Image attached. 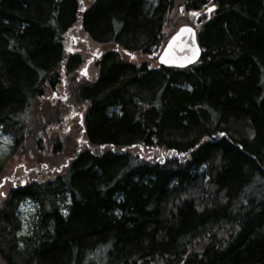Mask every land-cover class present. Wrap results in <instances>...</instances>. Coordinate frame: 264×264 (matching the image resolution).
I'll list each match as a JSON object with an SVG mask.
<instances>
[{"label": "trees", "instance_id": "trees-1", "mask_svg": "<svg viewBox=\"0 0 264 264\" xmlns=\"http://www.w3.org/2000/svg\"><path fill=\"white\" fill-rule=\"evenodd\" d=\"M181 24L195 63L124 54ZM0 132L39 176L0 197L3 264H264V0H0Z\"/></svg>", "mask_w": 264, "mask_h": 264}, {"label": "rangeland", "instance_id": "rangeland-1", "mask_svg": "<svg viewBox=\"0 0 264 264\" xmlns=\"http://www.w3.org/2000/svg\"><path fill=\"white\" fill-rule=\"evenodd\" d=\"M210 12H207V13H210ZM168 31L169 29H167V32ZM75 35L76 34L74 33L72 36L76 38ZM82 42H83V45L79 47V50L85 47V51L90 52V53L85 57L86 60L84 64L81 66L80 72L84 77H89L92 71V67H93L91 59L103 53L107 47L98 46L91 42H87V40H85L84 38L82 39ZM74 47L75 49L78 47L76 46V42H75ZM113 48L116 50L118 49L117 47H113ZM126 56L129 60H134L137 63L147 61L148 65L151 67L157 65L156 55L147 56L143 54H135V55L130 56L127 54ZM54 94L58 95L57 91ZM79 115L80 114L77 113L75 116H73V118L69 122L64 123L65 127L64 125L62 127V131L60 132L61 137L65 136V138L66 137L69 138V140L67 139L68 141L66 145L67 147L65 148L63 147V151H62L63 155L59 158L53 153H49V152H47L46 154L44 153L45 158L44 157L43 158L46 159V167H48V170L58 168L60 167V165L63 164V161L66 157V153H65L66 150L67 151L72 150L73 149L72 146H77V142L79 144H82L80 140H78L81 137L79 133L80 131L78 128V124H79L78 120L80 118ZM10 147H12V137L7 133L0 132V163L3 164V171H2V174L0 175V193H2V191L6 193L7 191L6 189L10 187L9 182L6 179H4L5 177L18 176V175H21L25 170L37 168L35 163L32 161V158L26 159L25 156H21L19 153H11ZM47 148H49V146ZM47 158H52V159L49 160ZM35 176H37V173L35 169H33L29 173V175L26 177V179L27 180L33 179ZM38 177L39 176H37V178ZM0 197L2 196L0 195ZM34 212H35L34 204L29 200H25L19 205L18 213L21 217V222H22L21 223L22 228L20 230V233H25L27 231L26 229L28 227V220ZM0 264H3V263L0 261Z\"/></svg>", "mask_w": 264, "mask_h": 264}, {"label": "water", "instance_id": "water-1", "mask_svg": "<svg viewBox=\"0 0 264 264\" xmlns=\"http://www.w3.org/2000/svg\"><path fill=\"white\" fill-rule=\"evenodd\" d=\"M199 55L200 48L196 41L195 28L184 24L170 36L157 61L163 65L185 67L197 61Z\"/></svg>", "mask_w": 264, "mask_h": 264}, {"label": "flooded vegetation", "instance_id": "flooded-vegetation-1", "mask_svg": "<svg viewBox=\"0 0 264 264\" xmlns=\"http://www.w3.org/2000/svg\"><path fill=\"white\" fill-rule=\"evenodd\" d=\"M29 172L30 170L29 171L25 170L21 175L6 178V180L10 184V187L6 189L7 190L6 193L11 189H15L18 185H24V183L27 180L26 177L28 176ZM31 181H38V180H31ZM2 193H4V195L6 194L4 191H2ZM4 195H1V196H4Z\"/></svg>", "mask_w": 264, "mask_h": 264}, {"label": "bare ground", "instance_id": "bare-ground-1", "mask_svg": "<svg viewBox=\"0 0 264 264\" xmlns=\"http://www.w3.org/2000/svg\"><path fill=\"white\" fill-rule=\"evenodd\" d=\"M212 8L213 7H210V8H208L207 10H209V9H211L212 10ZM192 27H194L195 28V32H196V27L195 26H192ZM196 41H197V36H196ZM198 43V42H197ZM199 45V44H198ZM199 48H200V46H199ZM195 63V62H194Z\"/></svg>", "mask_w": 264, "mask_h": 264}, {"label": "snow or ice", "instance_id": "snow-or-ice-1", "mask_svg": "<svg viewBox=\"0 0 264 264\" xmlns=\"http://www.w3.org/2000/svg\"><path fill=\"white\" fill-rule=\"evenodd\" d=\"M213 7H215L214 5H213ZM211 9H209V11H210ZM166 63L167 62H169V61H165ZM221 135H223V133H221ZM0 195H4V193H0Z\"/></svg>", "mask_w": 264, "mask_h": 264}]
</instances>
